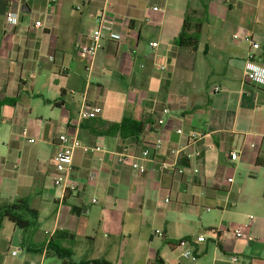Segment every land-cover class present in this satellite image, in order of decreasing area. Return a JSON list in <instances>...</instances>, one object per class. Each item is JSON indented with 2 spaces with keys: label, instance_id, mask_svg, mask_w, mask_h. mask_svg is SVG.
I'll list each match as a JSON object with an SVG mask.
<instances>
[{
  "label": "crops",
  "instance_id": "crops-1",
  "mask_svg": "<svg viewBox=\"0 0 264 264\" xmlns=\"http://www.w3.org/2000/svg\"><path fill=\"white\" fill-rule=\"evenodd\" d=\"M10 10L19 17L7 28ZM101 10L114 37L87 61L76 48ZM185 17L200 24L195 51L175 43ZM244 36L259 45L254 61L264 67V0H0V204L26 199L38 212L34 242L67 231L74 238L60 244L73 259L264 264V89L243 79L252 51ZM83 106L100 112L79 121ZM125 119L144 122L142 132L108 134ZM60 132L103 148L75 149L73 189L53 185ZM158 138L144 173L116 162L115 153L139 154ZM178 148L176 163L160 171ZM237 226L247 239L216 235ZM11 228L0 264L8 253L10 264H34L36 254L44 264L45 252H28Z\"/></svg>",
  "mask_w": 264,
  "mask_h": 264
},
{
  "label": "built area",
  "instance_id": "built-area-1",
  "mask_svg": "<svg viewBox=\"0 0 264 264\" xmlns=\"http://www.w3.org/2000/svg\"><path fill=\"white\" fill-rule=\"evenodd\" d=\"M18 13L14 11H8L5 15V23L7 28H11L16 25L18 21ZM109 20L105 10H101L96 17V25L90 31L87 36L86 42L79 43L77 45V53L87 61H91L95 54L102 48L103 42L107 39H112L114 36L112 35L111 23L109 24ZM40 22H35L34 26L39 27ZM238 35H233V39H237ZM244 40L249 42L251 45L252 51L247 55V59L244 63L242 75L243 79L251 84H255L264 89V67L259 66L255 63V51L259 48V45L252 41L251 37L244 36ZM152 48L157 46V43L153 42L150 44ZM220 91V87L215 86L211 89L212 93H217ZM100 109L98 107H87L83 106L82 109L78 113L79 121L84 119H89L94 114H98ZM168 109L165 108L162 110V114H167ZM157 124H163V118L157 120ZM177 134L182 133V129L177 128ZM32 142V139L28 140ZM162 144V139L158 138L154 142L148 145L147 148L141 150L139 154H132L126 149L121 152L115 153L116 162L118 164H128L130 168L136 173L142 174L146 171V163L153 162V159L150 158V152L159 150ZM75 149H81L83 152H103V148L99 145H83L75 135H69L67 133L60 132L58 136V146L53 157V163L55 168V176L53 178V185L57 187H66L73 189L74 185L68 182L69 174L72 170V156ZM183 148L171 149L170 154L173 156L172 163L162 161L157 164L158 169L161 171L167 169L168 167L174 165L179 158V156L185 151ZM199 151L195 152H187L186 158L192 159L199 157ZM238 159V152L231 151L229 153V160L235 161ZM194 173L197 172V169L193 170ZM95 176L94 173L89 174V179H93ZM231 181V180H229ZM216 235L224 238H232V239H247L248 236L246 234V230L244 226H237L233 228H227L222 230H215ZM157 235H161L158 231H156ZM199 241H204V237H199ZM45 252V250L43 251ZM11 256L17 255V251L14 250L11 253ZM189 252H185L183 256H189ZM231 261H237V257H230ZM32 264V263H31Z\"/></svg>",
  "mask_w": 264,
  "mask_h": 264
},
{
  "label": "trees",
  "instance_id": "trees-1",
  "mask_svg": "<svg viewBox=\"0 0 264 264\" xmlns=\"http://www.w3.org/2000/svg\"><path fill=\"white\" fill-rule=\"evenodd\" d=\"M192 30V31H190ZM200 24L194 23L188 25V17L184 18L183 26L180 34L175 40L179 47L189 48L192 51L197 49L199 39ZM59 102L54 104L60 105ZM145 123L142 121H134L125 119L119 124L110 125L108 134L118 133L121 137L140 134L143 130ZM75 208L72 207L71 211L76 214ZM5 222L11 223L14 227L18 228L21 232V246L28 252L41 253L45 250L46 256H56L61 260V264H112L104 259H82L75 261L72 258V252L61 246L60 241L72 240L74 236L67 231H55L45 243H35L34 236L39 228L38 212L30 207L29 202L24 198H18L7 204H0V230L3 228ZM186 239L176 242H168L170 247H178ZM148 264H163L161 258L157 254L152 263Z\"/></svg>",
  "mask_w": 264,
  "mask_h": 264
},
{
  "label": "rangeland",
  "instance_id": "rangeland-1",
  "mask_svg": "<svg viewBox=\"0 0 264 264\" xmlns=\"http://www.w3.org/2000/svg\"><path fill=\"white\" fill-rule=\"evenodd\" d=\"M211 86V83L208 85V88ZM221 92V91H220ZM236 180L239 179V176L237 175ZM12 228H11V223L9 222H6L5 224V227L4 229L0 232V252H4L5 253V247L2 249L4 243H2V240H4V238H7V237H10L12 236ZM3 254L0 255V260L2 261L3 259ZM22 256V253L20 252V255L19 257L15 258L17 261H21L20 257ZM8 257L7 260L5 261L4 264H10L9 261H10V256H9V253H8ZM40 255L39 254H36L34 256H31L28 258V261H32L34 264H39L40 262ZM75 261H79L77 259V257H75L74 259ZM27 261V262H28ZM44 264H61V260L59 258H57L56 256H53V255H50V256H47L44 260Z\"/></svg>",
  "mask_w": 264,
  "mask_h": 264
}]
</instances>
